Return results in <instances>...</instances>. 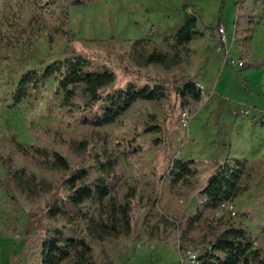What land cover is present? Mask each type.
<instances>
[{"label":"rangeland","instance_id":"374dc122","mask_svg":"<svg viewBox=\"0 0 264 264\" xmlns=\"http://www.w3.org/2000/svg\"><path fill=\"white\" fill-rule=\"evenodd\" d=\"M241 4L256 15L246 31L236 26ZM184 5L196 6L199 26L207 33L217 25L226 29L222 51L213 53L214 41L199 38L192 42L193 56L187 63L170 70L139 64L132 43L147 39V51L163 50V37L172 34L189 11ZM219 34L224 41V33ZM67 45L89 57V72L112 71L114 88L129 83L141 87L153 78L166 82L168 97L137 101L115 123L102 128L81 126L80 114H67L54 78L38 85L31 82L16 97L19 79L39 69L41 61L61 59ZM24 58L30 60L21 61ZM262 59L264 5L253 0H87L78 6H68L65 0H0V154L14 138L26 150L16 164L29 174L51 179L60 173L37 167L38 146L58 147L73 167L90 159L76 157L71 150L82 139L88 141L89 151L105 145L108 155L117 156L106 203L130 201L132 229L121 239L115 264H179L187 252L197 253L204 246L203 233L226 221L245 229L260 249L251 264H261L264 65L246 66ZM201 67L202 99L194 104L179 96L176 80ZM98 106L82 115L91 117ZM146 127L155 129L145 131ZM174 159L193 160L195 174L172 186L166 176ZM235 159L242 163V173L228 205L230 213L225 208L204 210L199 191L214 171V162ZM42 207V200L29 202L6 192L0 160V264H39ZM92 207L88 203L81 209ZM81 209L66 206L74 220L65 226V238H84Z\"/></svg>","mask_w":264,"mask_h":264},{"label":"trees","instance_id":"16d2710c","mask_svg":"<svg viewBox=\"0 0 264 264\" xmlns=\"http://www.w3.org/2000/svg\"><path fill=\"white\" fill-rule=\"evenodd\" d=\"M65 1L68 6L87 2ZM253 1L254 4L264 5V0ZM183 8L189 11L185 13L182 24L172 34L163 37V50L156 47L147 51V39L135 40L132 43V53L139 64L161 65L170 70L189 62L193 56L192 42L196 39L209 37L220 49L225 45L218 32L219 25L207 33L206 28L199 26L196 6L184 5ZM255 17L254 9L249 10L241 4L236 26L246 31L254 24ZM62 55L61 59L52 62L41 61L38 63L39 69H32L23 75L17 84L16 97L23 93L31 82L38 85L54 78L58 90L62 93L61 102L67 114L71 117L80 114L79 125L94 128L112 125L137 101H160L168 97L166 82L147 78L141 87L129 83L124 87L114 88L115 74L108 69L97 73L89 72L87 68L90 62L87 55L69 45L63 48ZM28 60L30 59L24 58L21 61ZM263 65L264 59L248 63L246 68H258ZM202 71L201 67L195 74L176 80L180 85L179 96L182 99L188 97L194 104L201 101L202 90L198 80ZM97 104L98 111L94 115H82ZM153 129L155 127H146L145 131ZM88 146L86 139L72 144L71 150L76 157L90 158L79 167H73L56 146H38L35 149L38 154L35 159L37 167L45 172L60 173L56 179L29 174L18 166L16 159L23 157L26 150L14 138L7 143L6 151L0 154L5 170L6 192H15L29 202L43 201L41 210L44 221L41 228L39 264H115L121 239L132 229L130 201L124 204L106 203L110 194L108 180L118 166V157L108 155L105 145L92 151L88 150ZM193 163V160L174 159L166 176L170 184L173 186L183 183L193 176ZM214 163V171L199 191L203 200L202 207L204 210L225 208L228 211V205L234 198L240 181L242 163L236 159ZM88 203L93 205L92 209L83 211L81 208ZM66 206L82 210L80 216L86 223L84 238H65V226L74 220L67 213ZM201 239L204 246L195 253L197 264H251L259 258L260 249L253 246L245 229L229 221L216 230L203 233ZM259 262L264 264V258Z\"/></svg>","mask_w":264,"mask_h":264},{"label":"built area","instance_id":"2783aa9c","mask_svg":"<svg viewBox=\"0 0 264 264\" xmlns=\"http://www.w3.org/2000/svg\"><path fill=\"white\" fill-rule=\"evenodd\" d=\"M219 32L220 33L223 32V28H219ZM237 64L242 67L243 66V61H240L239 60L237 62ZM241 112H243V111L241 110ZM246 113H248V112L246 111ZM182 262H189L190 264H197L196 257H195V253L187 252V255L185 257V260L182 261Z\"/></svg>","mask_w":264,"mask_h":264},{"label":"crops","instance_id":"0c3cea01","mask_svg":"<svg viewBox=\"0 0 264 264\" xmlns=\"http://www.w3.org/2000/svg\"><path fill=\"white\" fill-rule=\"evenodd\" d=\"M219 28H223L222 26H220L219 25ZM223 33H224V44L226 45V43H227V40H226V29H224L223 28ZM234 36V35H233ZM222 50L220 49V48H215V50L213 49V53H215V52H217V53H220ZM224 61L225 62H228V57H225L224 58ZM208 64H209V61H208ZM199 84V83H198ZM201 85V84H200ZM201 87H203L202 85H201Z\"/></svg>","mask_w":264,"mask_h":264},{"label":"water","instance_id":"95a60500","mask_svg":"<svg viewBox=\"0 0 264 264\" xmlns=\"http://www.w3.org/2000/svg\"><path fill=\"white\" fill-rule=\"evenodd\" d=\"M178 90H179V87L176 88V92H178Z\"/></svg>","mask_w":264,"mask_h":264}]
</instances>
